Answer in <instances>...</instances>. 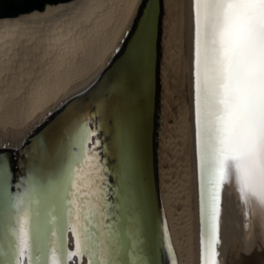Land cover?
<instances>
[{
  "label": "bare ground",
  "instance_id": "obj_1",
  "mask_svg": "<svg viewBox=\"0 0 264 264\" xmlns=\"http://www.w3.org/2000/svg\"><path fill=\"white\" fill-rule=\"evenodd\" d=\"M146 1L68 0L47 3L42 9L17 16L0 17V145L3 146L0 153L9 156L10 165L0 176V246H7L11 240L12 205L22 199L25 205H30L33 228L39 237L36 248L39 264H57L58 260L60 264H72L71 259L65 261L60 257L57 248L74 190L66 195L60 221L54 205L60 192L55 186L46 189V203L42 209L47 215L48 226L43 232L39 228L36 212L39 200L31 175L35 164L31 140L43 125L72 106L70 119L79 116L87 120V127L95 133L100 130L108 160L106 170L112 173L116 163L113 141L117 136L113 120L111 60L116 56V47L124 45L127 39L125 30L136 27L134 18L140 17L144 8L140 5L145 6ZM160 2L158 91L150 152L159 261L171 264L164 247L166 233L175 264H200V202L190 71L191 0ZM151 40L154 47L150 46L149 52L154 56L148 61L154 75L155 34H151ZM89 115L97 116L94 128L88 123ZM65 140L66 151L61 160L64 175L59 171L58 178L69 183L73 165L80 159L79 147L83 145L79 140L66 137ZM108 175L104 174V179ZM108 178L111 194L107 200L108 212L110 222L117 225L113 192L116 183ZM126 198L130 199L128 191ZM221 208L223 264H264V218L260 210L257 208L253 213L249 208L250 222L245 229L244 206L232 187L221 192ZM138 216L139 211L127 214L130 223L126 232L131 242L135 234L141 232V227L134 225ZM66 239L71 250V232H67ZM27 258L28 253H25L22 259L26 264ZM32 264L37 261L33 259ZM79 264H89V259L82 257Z\"/></svg>",
  "mask_w": 264,
  "mask_h": 264
},
{
  "label": "snow or ice",
  "instance_id": "obj_2",
  "mask_svg": "<svg viewBox=\"0 0 264 264\" xmlns=\"http://www.w3.org/2000/svg\"><path fill=\"white\" fill-rule=\"evenodd\" d=\"M141 8L144 7L142 3ZM191 88L195 124V165L200 200V264H223L221 192L234 188L244 206V227H249V208H258L264 218V0H191ZM139 20V16L135 18ZM135 26L128 32L131 40ZM151 12L145 18L140 36L129 52L131 58L141 41L150 40ZM123 48L116 49L120 55ZM66 138L81 145L95 143L89 136L95 130L79 116L62 129ZM0 147H3L0 145ZM92 159L97 160L95 153ZM98 169L99 164H89ZM10 168L0 153V176ZM75 171V169H74ZM96 175V179H92ZM101 174L85 172L73 181L75 191L68 201L65 222L57 252L72 264L82 257L89 264H160L147 237L138 232L130 245L111 217L104 197ZM11 240L0 246V264H27L40 256L39 240L32 223L30 205L22 199L13 203ZM71 232L73 247H67ZM55 234V233H53ZM131 239V237H128ZM164 236L171 264L172 251ZM126 252L127 259L121 255ZM60 264V261H57Z\"/></svg>",
  "mask_w": 264,
  "mask_h": 264
},
{
  "label": "water",
  "instance_id": "obj_3",
  "mask_svg": "<svg viewBox=\"0 0 264 264\" xmlns=\"http://www.w3.org/2000/svg\"><path fill=\"white\" fill-rule=\"evenodd\" d=\"M60 1L68 0H0V17L17 16L34 9H42L47 3H57ZM150 12V40L147 42L141 41L137 46L136 54L130 58L129 52L140 36V29L144 26L145 18L148 17ZM160 12V0H147L139 20L136 21V30L133 32L131 40L127 44L124 43V45L117 46L116 49L123 47V52L120 55L116 54L115 58L111 60L113 63L111 71L113 73L114 86L112 97L113 120L117 136L116 141H113L116 152V163L112 167V173L106 170L108 160L105 155L103 138L100 137V130H98L94 136H90L89 138L90 141H98V143H87L79 147L78 154L80 159L73 165V176L70 178V182L65 183L62 177L58 178L59 171H63L61 175H64V165L61 160L65 155L67 144L62 129L70 120L69 113L72 110V106L67 107L51 122L43 125L31 140V148L35 155V164L31 168V175L39 200L38 209L36 210L39 218V228L43 232H45L48 226L47 215L45 216V212L42 209L46 203L45 197L47 196L46 189L48 187L55 186L60 192L54 200V205L56 218L62 221L63 210L66 207V195L68 196L69 190L75 191L73 181L77 180L79 176H83L85 172L95 171L101 174L102 177L104 174H109L108 177L116 183L113 192L115 193L114 200L117 203V228L122 233L126 232V228L130 223L127 214L132 215V213L139 211V216L134 225L141 227V232L147 237L148 244L151 249L155 250L156 259L159 261L158 228L154 205L155 200L153 197L150 152L152 151V132L154 131V115L157 106L158 25ZM129 31L131 30L126 29L125 35ZM151 34H155L156 54L154 75L151 74L152 65L148 61L149 58L151 59L154 56L149 52L150 46L154 47ZM124 40L122 38V41ZM90 86L83 91H86ZM88 123L91 128L96 127L97 116L89 115ZM92 153L96 154L97 160L92 159ZM5 156L9 159L8 155L5 154ZM89 164H99V168L90 169L88 167ZM108 177H105V179L103 177L102 181L97 180L98 190L101 183L103 185L100 195L104 197L106 204L108 198L111 196L108 190ZM92 179H96V175H93ZM127 191L130 194L129 200L126 198ZM123 239L126 244H131L128 236L123 237ZM127 250L126 248L125 252L122 253V260L127 259Z\"/></svg>",
  "mask_w": 264,
  "mask_h": 264
}]
</instances>
